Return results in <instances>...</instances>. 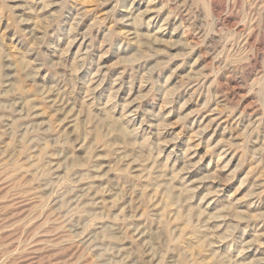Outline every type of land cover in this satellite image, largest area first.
<instances>
[{"label": "rangeland", "instance_id": "obj_1", "mask_svg": "<svg viewBox=\"0 0 264 264\" xmlns=\"http://www.w3.org/2000/svg\"><path fill=\"white\" fill-rule=\"evenodd\" d=\"M0 41V264H264V0H0Z\"/></svg>", "mask_w": 264, "mask_h": 264}, {"label": "bare ground", "instance_id": "obj_2", "mask_svg": "<svg viewBox=\"0 0 264 264\" xmlns=\"http://www.w3.org/2000/svg\"><path fill=\"white\" fill-rule=\"evenodd\" d=\"M0 42H1V41H0ZM0 69H1V68H0ZM0 71H1V70H0ZM113 96H114V95H113ZM113 96H112V97H113ZM4 106H5V105H4ZM116 121H117V120H116ZM112 123H113V122H112ZM118 124H121V123H117V126H118ZM113 126H114V125H111L112 128H113ZM121 128H122V127H121ZM114 130H115V126H114ZM120 131H121L122 134H125L124 129H121ZM132 132H133V131H132ZM128 134H129V133H128ZM133 134H134V133H133ZM97 135H98V134H97ZM116 136H120V134H119V135H116ZM121 138H122V137H121ZM146 140H147V138H146ZM131 144H132V143H131ZM142 144H143V143H142ZM142 144H141V145H142ZM150 145H151V144H150ZM133 146H134V145H133ZM143 146H145V145H143ZM145 147H146V146H145ZM138 148H139V147H138ZM140 149H141V147H140ZM147 152H148V151H147ZM136 153H137V152H136ZM159 176H160V175H159ZM176 179H177V178H176ZM183 180H184V179H183ZM174 181H175V180H174ZM174 183H175V182H174ZM155 185H156V184H155ZM182 186H183V185H182ZM185 186H186V185H185ZM168 188L171 189L170 186H169ZM183 189H184V188H183ZM183 189H182V190H183ZM188 190H189V189H188ZM168 192H169V190H168ZM183 193H184V192H183ZM188 193H189V191H188ZM186 194H187V193H186ZM186 194H185V195H186ZM168 195H170V194H168ZM173 195H174V194H173ZM179 196H180V195H179ZM188 196H189V195H188ZM175 197H177V196L175 195ZM175 197H174V198H175ZM180 197H181V196H180ZM189 197H190V196H189ZM167 198H168V197H167ZM169 198H170V197H169ZM178 198H179V197H178ZM184 198H185V197H184ZM191 198H192V197H191ZM175 199H176V198H175ZM186 199H187V198H186ZM190 200H191V199H190ZM180 201H181V200H180ZM44 203H45V202H44ZM186 206H187V205H186ZM189 208H190V207H189ZM189 210H190V209H189ZM194 210H195V209H194ZM200 210H201V209H200ZM179 212H180V211H179ZM191 212H192V210H191ZM196 212H197V211H196ZM219 213H220V212H219ZM199 215L201 216V213H200ZM204 217H205V216H204ZM176 218H178V217H176ZM162 219H163V218H162ZM186 220H187V218H186ZM191 220H192V219H191ZM194 221H196V220H194ZM163 222H164V221H163ZM165 222H166V221H165ZM165 222H164V223H165ZM183 222H184V221H183ZM201 222H202V221H201ZM161 223H162V222H161ZM161 223H159V224L161 225ZM186 223H187V222H184V224H186ZM161 226H162V225H161ZM163 226L165 227V229H168V226H169V225L167 226V225L165 224V225H163ZM186 226H188V225H186ZM198 226H199V225H198ZM184 227H185V226H184ZM189 227H190L191 230H193V231H195V232L198 231L195 227H193V226H191V225H190ZM229 227H230V226H229ZM199 228H201V227H199ZM183 229H184V228H183ZM183 232H184V231H183ZM201 232H203V231H200V233H201ZM227 232H228V231H227ZM162 233H163V232H162ZM192 233H194V232H192ZM164 234H165V233H164ZM180 234H182V232H181ZM195 234H196V233H195ZM195 234H194V235H195ZM205 234H206V233H205ZM198 235H199V234H198ZM206 235H207V234H206ZM206 235H205V236H206ZM184 236H186V235H184ZM166 237H167V236H166ZM169 237H170V234H169ZM173 237H174V236H173ZM202 237H204V236H202ZM175 238H176V237H175ZM178 238H179V237H178ZM181 238H182V237H181ZM182 239H183V238H182ZM180 240H181V239H180ZM199 240H200V239H199ZM178 241H179V240H178ZM178 241H177V242H178ZM203 241H204V240H203ZM165 244H166V243H165ZM177 244H178V243H176V245H177ZM201 244H202V241H201ZM203 244H204V243H203ZM201 246H202V245H201ZM174 247H175V246H174ZM155 256H156V255H155ZM161 256H162V255H161ZM182 256H183V254H182ZM153 257H154V256H153ZM217 258H218V257H217ZM215 259H216V258H215ZM164 260H165V259H164ZM186 260L189 261L188 259H186ZM193 260H194V259H193ZM222 260H223V259H222ZM177 262H178V261H177ZM190 262H191V261H190ZM194 262H195V261H194ZM219 262H220V261H219ZM228 263H229V262H228ZM182 264H183V263H182ZM185 264H187V263H185ZM219 264H220V263H219Z\"/></svg>", "mask_w": 264, "mask_h": 264}]
</instances>
